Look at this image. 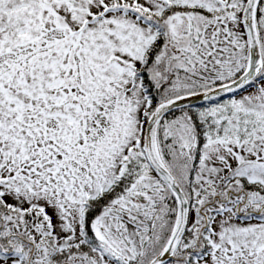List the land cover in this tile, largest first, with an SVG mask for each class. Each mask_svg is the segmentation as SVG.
I'll return each mask as SVG.
<instances>
[{
  "label": "snow or ice",
  "instance_id": "1",
  "mask_svg": "<svg viewBox=\"0 0 264 264\" xmlns=\"http://www.w3.org/2000/svg\"><path fill=\"white\" fill-rule=\"evenodd\" d=\"M0 264H264V0H0Z\"/></svg>",
  "mask_w": 264,
  "mask_h": 264
}]
</instances>
